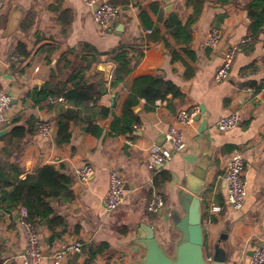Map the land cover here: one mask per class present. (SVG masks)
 Here are the masks:
<instances>
[{
  "label": "crops",
  "instance_id": "crops-1",
  "mask_svg": "<svg viewBox=\"0 0 264 264\" xmlns=\"http://www.w3.org/2000/svg\"><path fill=\"white\" fill-rule=\"evenodd\" d=\"M249 1L221 5L207 0L192 27L191 46L197 54V68L189 79L183 76V63L172 61L157 33V28L171 16H178L183 24L187 22L194 10L186 0H118L114 3L121 6L122 12L115 31L107 36L100 34L93 9L83 0L8 1L0 16V90L14 101L8 112L10 123L0 130L8 128L9 134L13 120L26 125L35 119L50 122L53 131L49 136L36 131L24 140L20 151L0 158L19 163L23 178L45 165L63 166V171L73 178L74 198L53 202L55 212L65 220L64 227L55 229L59 236L50 241L52 230L45 224L38 225L44 252L42 264H50L51 253L69 240L82 242L84 248L65 264H86L89 259L91 264H143L145 252L136 243L142 224L151 225L167 253L174 255L181 234L173 227L170 215L180 209L179 192L186 189V179L190 185H203L200 197L207 257L212 258L214 246L221 240L228 264H249L263 234L264 212V33L257 38L249 35ZM154 5L158 6L156 13L151 12ZM144 11L154 21L151 28L142 21ZM212 27L223 34L216 49L205 45ZM120 45L130 46L132 55L142 51L143 56L131 74L112 88L116 63L106 53ZM233 45L238 50L230 76L216 82L214 75L222 64L223 53ZM90 54L99 58L89 72L91 82L102 91L99 105L113 113L96 116L98 136L82 127V122L91 116L68 105L63 97L41 102L32 97L35 90L50 81H67L77 69L87 66L84 57ZM158 73L174 82L185 99L158 101L154 110L146 109V100L141 99L126 113L124 105L134 79ZM194 106H199V111L193 122L183 128L187 148L175 152L167 141V129L178 110ZM232 112H239L240 122L230 131H219L217 120ZM59 115L71 118L72 132L70 142L61 146L55 141ZM133 117L138 121L129 126ZM6 136L0 139V149ZM154 149L169 152L171 158L151 169L149 155ZM235 152L242 153L246 160L247 195L240 209L227 204L228 161ZM84 162L95 170L86 185L76 177L77 167ZM112 170L124 178L126 195L116 211L107 212L102 201ZM161 170L168 171L171 179L157 188L154 180ZM154 191L162 193L166 200V207L158 214L147 211ZM214 205L222 208L219 213L213 211ZM23 209L19 206L6 212L0 208V264H23L26 233L19 215ZM104 243L106 249L92 257V249Z\"/></svg>",
  "mask_w": 264,
  "mask_h": 264
},
{
  "label": "trees",
  "instance_id": "trees-1",
  "mask_svg": "<svg viewBox=\"0 0 264 264\" xmlns=\"http://www.w3.org/2000/svg\"><path fill=\"white\" fill-rule=\"evenodd\" d=\"M117 2L118 0H111ZM221 5L233 3L236 0H216ZM207 0H186V5L193 7V14L187 22L183 24L178 16H171L162 26L157 28L158 38L164 43L172 61H180L185 66L184 77L189 79L196 73L197 54L192 49V27L199 19ZM249 19V35L257 38L264 33V0H250L246 5ZM151 12H158V6L151 7ZM144 25L151 28L153 19L147 12L141 13ZM19 47H23L19 45ZM21 50L17 49L20 54ZM22 52V51H21ZM107 56L116 63L110 87H117L126 77H128L143 56L142 51L136 55L131 54V47L120 45ZM88 61L87 66H81L65 82L50 81L41 89H37L32 94L36 102H41L49 98L63 97L68 105L83 109L90 119L82 122L85 131L96 136L100 135V127L96 122V116L108 117L113 115L110 109L99 105L102 95L101 89L91 82L89 72L98 62V56L90 54L84 57ZM146 100V109L154 110L158 101L171 102L175 99L184 100L185 96L179 87L167 80L162 74H150L134 79L131 93L128 96L124 111L131 112L132 107ZM71 118L59 115L56 118L55 141L58 145L70 142L72 132L70 131ZM138 121L137 117L129 120L128 125ZM13 126L9 134L4 138V146L0 149V156L12 157L14 152L20 151L24 145V140L36 134L35 119H30L26 125L18 124V120H13ZM24 171L19 163L7 161L0 158V208L6 212H12L19 206L25 207L28 219L37 225L45 224L52 230L50 241L59 236L55 232L57 227H64L65 220L55 212L53 202L56 200L70 201L74 198L72 191L73 178L63 171V166L45 165L32 173L22 177ZM171 179V175L166 170H161L155 177L157 188L162 187ZM92 249V246H89ZM107 244H102L100 248L92 249V257L105 250ZM84 248V247H83ZM207 256V255H206ZM92 259L86 261L91 264Z\"/></svg>",
  "mask_w": 264,
  "mask_h": 264
},
{
  "label": "built area",
  "instance_id": "built-area-1",
  "mask_svg": "<svg viewBox=\"0 0 264 264\" xmlns=\"http://www.w3.org/2000/svg\"><path fill=\"white\" fill-rule=\"evenodd\" d=\"M9 0H0V16L4 12ZM83 2L93 9V17L98 25L101 35L107 36L115 31V23L122 12L121 6L111 0H83ZM151 32V30H148ZM223 40L222 31L219 28L212 27L207 32L205 45L211 49L219 48ZM238 50L237 45L228 47L223 53L222 64L217 68L214 80L221 82L229 78L233 61ZM17 60L18 58H14ZM63 100V98H59ZM12 98L4 90H0V128L9 124L10 119L8 112L11 108ZM199 111V106L192 108H182L177 111L174 123H172L166 132V138L171 148L175 152H183L187 148V142L184 138L183 128L190 125L195 115ZM241 116L239 112H232L227 116H223L215 123L219 131H230L234 129L240 122ZM138 128V125L135 126ZM37 134L49 136L53 131V125L45 120H39L36 123ZM171 155L169 152L154 149L149 155L148 166L151 169H156L165 164ZM246 160L242 153L235 152L231 155L228 161L227 171V204L234 208L240 209L243 207L247 195L246 181ZM94 167L87 162L82 163L76 169V177L80 184L86 185L94 175ZM126 190L124 178L116 171L112 170L109 174V187L103 198V206L107 212L116 211L125 200ZM166 207V200L162 193L154 191L147 204V211L151 214L161 213ZM213 211L219 213L221 207L214 205ZM19 210L20 224L26 233V245L23 253V264H42L44 252L41 243V236L38 225L27 217L26 209L21 212ZM262 230L259 243L254 248L250 256L249 264H264V212L262 216ZM1 245V238H0ZM83 252V244L77 240H69L61 244L59 248L54 250L50 255V264H65L66 260L74 255ZM211 259V258H208Z\"/></svg>",
  "mask_w": 264,
  "mask_h": 264
},
{
  "label": "water",
  "instance_id": "water-1",
  "mask_svg": "<svg viewBox=\"0 0 264 264\" xmlns=\"http://www.w3.org/2000/svg\"><path fill=\"white\" fill-rule=\"evenodd\" d=\"M14 100H12L13 102ZM9 129L0 130V139ZM188 180V181H187ZM186 189L179 192V210H173L170 219L173 227L180 232L174 255H169L158 240L155 229L142 224L136 243L144 249L143 264H228L227 254L221 247V240L214 246V254L208 259L205 253L206 236L202 224L203 208L201 186L190 185L189 179L183 181ZM225 233V232H224ZM222 239H226V233Z\"/></svg>",
  "mask_w": 264,
  "mask_h": 264
}]
</instances>
